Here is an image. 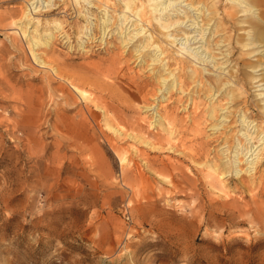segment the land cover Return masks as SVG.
<instances>
[{
    "label": "rangeland",
    "instance_id": "374dc122",
    "mask_svg": "<svg viewBox=\"0 0 264 264\" xmlns=\"http://www.w3.org/2000/svg\"><path fill=\"white\" fill-rule=\"evenodd\" d=\"M169 1L162 18L176 20L167 30L178 45L159 36L161 63L143 55L159 54L143 45L146 23L131 41H121L119 30L132 36L133 23H142L122 0L99 9L90 0L91 38L83 33L85 11L75 3L52 0L36 16L42 26L60 24L49 41L54 53L36 52L85 91L79 99L72 86L58 89L61 80L46 81L16 32L25 0H0V264H264V195L253 186L242 190L251 176L264 181V161L257 170L236 163L239 175L210 168L229 162L228 147L237 136L257 147L253 154L264 145V131L256 135L264 121L257 107L264 106V48L253 37L255 24L264 29V0L250 11L242 2L218 0L215 10L205 12L212 18L203 25V39L193 30L204 16L190 25L198 10L184 0ZM104 14L115 20L101 38L94 24ZM205 42L213 60L204 57ZM173 48L192 52L187 60L180 54L185 71L195 67L205 85L183 78V92L164 89L168 71L179 74ZM240 85L243 97L229 99L227 92ZM199 147L204 156L190 158ZM249 168L251 176L243 171ZM171 176L178 195L167 186ZM207 181L214 185L203 186Z\"/></svg>",
    "mask_w": 264,
    "mask_h": 264
},
{
    "label": "bare ground",
    "instance_id": "6f19581e",
    "mask_svg": "<svg viewBox=\"0 0 264 264\" xmlns=\"http://www.w3.org/2000/svg\"><path fill=\"white\" fill-rule=\"evenodd\" d=\"M96 1L98 3L97 8L99 9V8L103 7L102 6L103 4H105V3L108 4L109 1H111V0H96ZM122 1H124L123 5H122V8L124 10H128L130 13H132V16H136L137 18H139L140 22H142L141 23L142 26L141 25L138 26L137 23H133L135 25V27L137 26L136 29L134 28L136 30V34H133L132 36H130L128 33H126L128 35V38H125L126 34H125V32L122 31V29L119 30V34L122 36V40L121 41L124 42V43H128L129 41H131L132 38L137 36V33L144 31L143 24L146 23L150 27V32H148L149 33V36L147 35L148 38H146L147 36L143 37L144 40L146 38V41L143 43V45H144L145 48L153 47L154 49H158L159 50L158 51L159 54H156V52H146V54L143 53V55L148 57L149 60L152 61V62L156 61L158 63H161L165 59V56L160 57V55L165 53V51L160 46L161 41L159 40V36H162V41H164L166 45H170L171 47H173V46L176 47L175 45H178L175 42L176 38L175 39L171 38L170 37L171 33L169 32V29L167 30V28L169 26H171L174 23H176L175 22L176 20L173 22L172 20H170V18H166V17H164V19L162 18L163 15H167V13L165 14L164 11H166L167 8L172 6L173 3L170 2L169 0H122ZM184 1L188 2L187 5L189 6V8H193L195 11L198 10V12H199L194 17V19H192L190 25H193V26L198 25L196 19L199 16H201L200 14H202V16H204V17L201 18L202 23L199 26V28L196 29V30H193V31H198L199 34H200V39H203V36L205 34V30L207 29V28H204L203 25H208L209 22L211 21V18H212V16L210 17L208 15H205L206 14L205 12L206 11H210L211 12V10H215V3L218 0H209V1H206V2H203L201 0H184ZM229 1H237L239 3H241V2L244 3L247 11H250L253 7L258 5L257 0H229ZM67 2H68L69 5H74V3H75L76 7L80 6V8L81 7L83 8L82 11H85V14H80V16H82L84 18L85 22H86L85 29H84L83 33L85 35H88V38H91L90 34H92V33L91 32L88 33L86 31L88 29V24L90 23L89 20H88L89 18H88V16H86V14L88 13L89 7H91L90 5L92 3L90 2V0H67ZM52 3H53L52 0H25L24 9H23L22 15H21V17L19 19V20H22V21L21 22L18 21L15 24V27L17 28L16 32L18 33V31H19V34L24 38L32 60L35 63L37 62L39 64L40 68L42 67L45 70V76L44 77H45L46 81L48 80L47 82L55 83L54 81H51V80H53V79H57L58 80L59 79L62 82L60 81L57 84L56 87L58 89H64V88L67 87V85H70L77 91L76 93H77V96L79 97V99H85L86 98V96H84L85 91L78 89L77 85L73 82V80H69V76L70 75L66 74L65 76H62L59 73V71L57 70V68H56L57 65L56 66H51L50 62H47V60L42 58L43 54L39 55L36 52V50H40L42 48H44V49L47 48V49H45V51H46L45 54L47 52H50L52 54L54 53L53 48L49 47V41L53 37V33L59 32L61 30L60 24L56 23V24H53L52 26H50V25H46L47 24L46 23L44 26H42V23H41L40 19H38V17H36L38 14H42L43 12L45 14L46 9H49V8L52 7ZM197 5H200V7H198ZM103 8H105V7H103ZM76 11L78 13L81 12V10H79L78 8H77ZM122 12H123L122 13L123 18H124V20H126L128 18V16H126L124 11H122ZM163 12H164V14H163ZM189 17L190 16L186 14L184 18H189ZM180 18H178V19H180ZM184 18H181V19H184ZM161 19H163L164 21H161ZM97 20L99 22L94 24V26L95 27H99L98 31L101 32V35H102L101 38H103V36L109 32V31H107V29H108L109 26L114 24V20L115 19H113V22H111L110 19L108 18V15L104 14L103 16H101V18L99 17ZM28 26H30L29 28H31V27L32 28L29 29ZM218 27H219V25L217 26V28ZM254 28H255L254 29V34L255 33L256 34L253 37H258V39L260 40L258 45L261 44V46H263V48H264V29L262 27H260L258 24H255ZM193 29H194V27H193ZM173 30L174 29H172L171 32ZM147 31H148V29L145 30L144 34ZM216 31L217 30H214L213 33H215ZM183 35H186L187 36L186 40L189 41L187 33L185 32V33H183ZM173 36L176 37V34H174ZM190 39H192V37ZM193 39H195V38H193ZM141 41H142V38L140 39V42ZM208 44H209L208 42H205V45L203 46L204 57L205 56H207V57L210 56L212 58V60H213L215 55L210 53V49L208 47ZM15 45H16V42H15ZM134 47H136L135 51H138L136 49L139 46L135 45ZM2 48H5L8 51L10 50L9 46H7L6 44L2 45ZM183 49H185V48H176V49L173 48V50H172V53H175V54L177 53L176 56L172 55L170 57L171 60H172V65L176 66V65L179 64V68H175L174 69V70L177 69L179 71V74L176 75L173 72L171 73V71H173V69L169 70L168 73H169V76H171V80H170V83H168V86H165L164 89L165 88L166 89H168V88L173 89V88L178 86V90L183 92L184 91L183 87L185 85V82H184L183 78H185L186 80L191 79V82H197L200 85H201V83H202V85H205V82L202 80V75L196 73L197 69L195 67L191 68L189 70V72L185 71V69L188 68V66L186 65L187 62H183L181 60L180 54H184L183 55V56H185L184 59H186L187 58L186 56L192 55V52L189 51V53H188L186 49L185 50H183ZM263 50L260 51V52L262 53ZM64 59L71 60L68 56H64ZM214 64L221 65V63H218V62H215ZM214 64H213V66H214ZM219 65H217V66H219ZM162 66L164 67L165 64L162 65ZM40 78H42V76L41 77L34 76L33 79L41 80ZM165 80H166V78H163V81H162L163 85L165 83ZM226 83H229V80H225L224 83H221V84H226ZM221 84L216 83V84H213L212 87L214 88L215 91L218 92ZM243 92H244L243 86L240 85V86H236L235 90L228 91L227 95L229 96V99L233 100V99H236V98H239L240 96H242ZM213 94L214 93H212L211 95H213ZM257 107H258V110H259V114L258 115H260L261 113L263 114L264 113V106L257 105ZM247 110H248V108H246V110H243V112L245 113ZM239 112H240V110H239ZM241 116L245 117V114H242ZM223 117H225V116H223ZM241 122L242 123L245 122V119H242ZM249 124H247L246 127H248ZM214 126L215 127L216 126L219 127L218 124H215ZM109 127H110L112 132L119 133V130L117 128H114V127H111V126H109ZM220 127H223V126L221 125ZM263 131H264V121H262V123L257 125V133H256V135L261 134ZM238 132L241 133L240 135L242 137L247 139L246 138L247 136H246L245 132L241 131L240 129H238L237 133ZM170 134H172V133H170ZM249 135L251 136V134H249ZM263 137H264V135H263ZM263 137H262V139H263ZM236 139L234 138V140L232 142L233 144L229 145V147H228L230 149V151H229L230 155L227 156V157H229L228 158L229 162L223 164L222 168L220 166L216 165V162L211 164L212 166L210 165L211 166L210 168H212L213 172L215 170H219L217 175H222V174H225L227 172L231 173V175H239V171H241V169H239V170L236 169V167H237L235 165L236 163L238 165H239V163H244V164L247 163V164L250 165L249 167L254 166L255 167L254 170H257L258 165L264 161V145L256 153L253 154V152L256 150L257 147H255L252 150L251 149V147H253L252 144H250V146L247 147L245 142L242 143L241 139L239 140V136H237ZM229 140L226 139V140H224V142L228 143ZM245 149H248V151H247V152H249L248 156H246L247 152L243 153V151ZM231 152H233L232 155H231ZM205 153H206L205 149L203 147H199L197 149V151L194 150L193 154L190 153L189 157L190 158H199V157L204 156ZM182 154H184V156H186L185 153L182 152ZM252 155H254V156H252ZM250 156H252V157L249 159ZM122 161H124V159ZM190 168H191V166H190ZM172 169H175V166ZM193 170H201V168L200 167H194ZM158 171H159V174H163L164 173V172H162L163 170H161V168H159ZM243 171L247 172L250 176L253 175L251 168H249L248 170L245 169ZM179 172H180V174L183 177H185L186 179H189L185 175L183 170H179ZM208 175H209V173H208ZM169 179H173L172 176L170 178L169 177L166 178V182L169 184L167 186H173L174 185V188L177 189L178 185L175 182H172ZM189 180H191V179H189ZM130 185H131V183H130ZM205 185L213 186L214 184L212 183V181H207V182L203 183V186H205ZM125 186H126V183H125ZM252 186H253L252 190L253 189H257V193H255L256 195H259V194L260 195H264V181L263 180L259 179L258 182L255 183V178L253 176H251L248 179V185L247 186H242V190H244V189L245 190H248V189L251 190ZM239 188L241 189V186H239ZM178 191L179 190L177 189L176 190V194L177 195H178ZM253 197H254V194L251 195L250 198H253ZM146 201L149 202V200H146ZM227 201L228 200L221 201V202H227ZM208 203L210 204L212 202H208ZM207 214L208 215L211 214V211H209Z\"/></svg>",
    "mask_w": 264,
    "mask_h": 264
}]
</instances>
